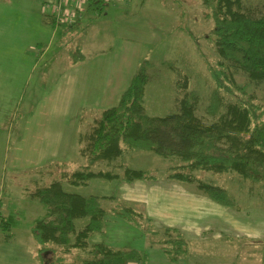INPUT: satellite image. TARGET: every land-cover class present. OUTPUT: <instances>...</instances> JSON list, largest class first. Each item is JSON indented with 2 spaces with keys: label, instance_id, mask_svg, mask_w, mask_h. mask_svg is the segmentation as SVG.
<instances>
[{
  "label": "rangeland",
  "instance_id": "obj_1",
  "mask_svg": "<svg viewBox=\"0 0 264 264\" xmlns=\"http://www.w3.org/2000/svg\"><path fill=\"white\" fill-rule=\"evenodd\" d=\"M8 1L0 9V115L9 112L7 131L13 133L6 148L0 147V151L8 152L7 157H3L6 161L0 163V213L3 216L14 214L19 222L33 221L37 218L38 205L30 194L38 187L50 184L52 177L57 179L62 172L69 174L86 165L78 153L75 161L58 162L56 159L39 166L32 165L30 161L18 162L16 158L25 157L27 149L17 146L18 135L28 134L39 125L49 123L51 117L47 116L48 111L63 108L68 95L72 96L69 99L71 102L67 100V103L73 102V112L77 115L81 113L77 116V123L74 119L60 121L57 130L62 127L64 132L65 127L70 125L74 128L73 125H76L78 135L88 131L103 111L118 104L117 94L120 98L123 89L128 88L145 61L153 65L148 72L149 82L143 99L148 116L166 117L177 113L185 95L195 92L198 96L196 117L205 125L214 123L207 113L215 87L210 70L216 68L220 58L209 35L214 23L206 15L208 11L203 0H122L117 4L108 3L103 14L94 17L91 13L83 19L80 30L66 35L62 28L55 31L49 19L40 13L36 1ZM245 3L257 8L264 6V0H245ZM85 43H89L88 49L84 48ZM79 47L84 48L86 57L83 63L75 65L72 53ZM235 79L249 95L264 101V85L251 83L242 73H237ZM224 96L227 102L231 100L228 95ZM13 113L15 117L11 116ZM3 129L0 126V138ZM65 133L68 135V132ZM56 143H59L58 140ZM64 148L66 154L68 149ZM128 154L147 156L142 169L152 179L184 171L201 181L226 189L240 209L264 208V182L252 184L233 173L183 170V164L177 159L165 160L153 153L128 151ZM125 157L119 158L111 167L101 163L94 170L122 175L124 168H131L137 162L131 158L125 161ZM102 181L92 184L97 186V182ZM65 188L72 191L66 184ZM106 188L98 193H108L110 189ZM191 188L195 190L194 186ZM89 190L91 188L73 191L82 194ZM102 206L110 207L108 203ZM111 214L109 210L110 218ZM113 218H116L115 215ZM137 219L135 224L131 223L133 226H128L127 221L121 223L125 228L122 234L128 236L127 245L143 250L149 241L162 245L177 237L176 233L169 236L165 230L152 234L156 232L155 227L147 220ZM85 222H77L78 228ZM108 232V243H117L119 239L116 237L120 233L112 231V227ZM99 236L96 234L91 242ZM0 241V246L7 244L2 239ZM55 249L52 255L46 256L48 260L54 261L63 254L66 262L78 263L88 257V251L77 249L72 254H64L61 249ZM16 259L20 258L14 255L6 262L15 264Z\"/></svg>",
  "mask_w": 264,
  "mask_h": 264
},
{
  "label": "trees",
  "instance_id": "obj_2",
  "mask_svg": "<svg viewBox=\"0 0 264 264\" xmlns=\"http://www.w3.org/2000/svg\"><path fill=\"white\" fill-rule=\"evenodd\" d=\"M203 1L208 11L206 15L214 23L209 35L220 58L216 68L210 70L215 87L207 113L214 123L205 125L196 117L198 96L195 92L185 95L177 113L166 117L148 116L143 99L149 82L148 72L153 65L143 62L118 104L103 111L88 131L79 133L77 153L86 165L69 174L62 172L57 179L52 177L50 184L30 194L43 208V214L31 223L17 221L14 214L3 217L0 213L2 241H13V229H29L38 246L39 264H76L67 263L63 254L54 261L48 260L46 256L52 255L55 248L64 254L77 249L88 251V257L77 264L142 262L144 256L136 250L114 251L104 244L91 245V237L105 235L107 211L101 203L105 198L65 190V184L79 189L88 187L93 180L119 183L151 180L143 170L124 168L122 175L94 170L101 163L111 167L125 151L153 153L165 160L177 159L183 164V170L233 173L252 184L264 182V101L249 95L235 79L237 73H242L251 83L264 85V6H248L245 0ZM108 3L107 0H89L87 9L101 14ZM60 27L65 35L75 32L80 30L79 20L61 22ZM72 58L77 64L84 60V55L78 48ZM224 94L231 100L227 102ZM168 179L194 186L198 193L221 206H236L226 189L201 181L191 173L177 171ZM120 211L119 218L129 223L137 218L150 222L132 208L124 207ZM83 220L85 224L78 228L77 222ZM172 232L178 233L165 230L169 236ZM162 247L171 263L189 253L188 242L179 234L163 242Z\"/></svg>",
  "mask_w": 264,
  "mask_h": 264
},
{
  "label": "crops",
  "instance_id": "obj_3",
  "mask_svg": "<svg viewBox=\"0 0 264 264\" xmlns=\"http://www.w3.org/2000/svg\"><path fill=\"white\" fill-rule=\"evenodd\" d=\"M34 1L38 3L40 13L44 18L49 19V23L55 31L61 28V22L67 21L68 23H74L79 20V25L81 26L83 19L89 17L91 13L94 17L103 14L89 11L87 9L89 0ZM59 2L62 4V11L60 13L54 11V6ZM6 3H9V1L0 0V9L2 6L6 5ZM53 19L56 20V24H54ZM51 21L53 24H51ZM88 45L89 43H85L84 48L88 49ZM84 48L79 47L82 53ZM85 57L84 55V58ZM123 90L125 91L126 89ZM121 95L122 94H120V96ZM71 98L72 96L69 95L66 97L63 108L48 111L47 116L49 118L51 117L49 123L39 125L37 129L30 130L28 134L18 135L17 146L27 148L25 150V157L16 158L18 162L24 163L30 161L32 165L35 163L39 166L45 162H53L56 159L58 162L65 160L75 161L78 138V129L76 125H73L75 129L70 125L67 128L65 127L64 132L62 127L57 130V123L60 121L63 122L68 119L72 121L74 119L77 123V116H79L81 112L78 115L73 112V102L72 104L67 103V100L69 101ZM117 99H120L118 94ZM70 102L71 101H69V103ZM11 116L15 117L16 114L13 113ZM8 122L9 112L5 115L1 114L0 126L4 128L3 136L0 138L1 149L2 147L6 148L10 136L12 137L13 132L7 131ZM25 131H27V128L24 132ZM65 132H68V135ZM56 140H58L59 143H56ZM64 142L65 144L62 146ZM39 147L46 149L38 150ZM64 147L68 149L66 154ZM30 148L32 151H29ZM56 148L60 149L59 153H57L58 151H56ZM3 151L5 150L0 151V163L6 161L3 157L5 156L6 158V153L8 152L5 151L4 155ZM69 155L71 156L69 159H64ZM123 157H125V161L130 160V158L137 160L130 169L145 171L142 169L145 166L142 163L147 159V156H144V154L143 156H135L125 151L121 159ZM80 159L82 158L80 157ZM95 181L97 180L91 181L86 188H71L72 191L91 188V190L82 194L84 196L94 195L105 198V200L101 202L102 205L108 203L110 206L108 207L109 209H107V206L104 207L107 211L105 235L99 236V238L91 242L94 235L90 239V244H104L114 251L136 250L141 255H145L142 262H129L128 264H264V208L240 209L238 206H221L206 196L201 195L196 189H192L191 186L169 180L167 176L164 178L160 177V179L154 178L147 181H135L133 183L102 181L103 183L97 182V186L102 185L99 187L95 186L96 183L92 184ZM106 187L110 189L108 193H98ZM36 202L38 205L36 208V211H38L36 217H39L42 215L43 208L38 200H36ZM124 207L132 208L142 213L145 218L150 220V223L155 227L156 231L152 234L166 229L177 231L180 234L179 236L188 242L189 253L184 258H180L177 262L171 263L165 255L160 243L153 244V242L149 241L147 242L148 245H145L143 250L134 245H127L129 244L127 242L128 236L124 237L122 234L125 228L123 224H121L125 221L118 216V211ZM109 210H111L112 213L111 218L109 217ZM1 215L3 216V214ZM114 215L116 218H113ZM129 225L132 224L128 222V226ZM111 227L112 231L118 234L120 233L119 237H116V239H119L118 242L116 243L115 241L114 244L108 243V229H111ZM178 233H176L177 235L173 232L171 234L178 236ZM11 235L13 236V241L0 246V264H10L6 262V259L10 260L14 255L20 258L16 259L15 264H39L37 261L38 246L32 232L27 228H16L11 231ZM2 236L3 233L0 231V240ZM72 253L73 252H71V254ZM3 260H5V262H3ZM67 263L75 262L67 261Z\"/></svg>",
  "mask_w": 264,
  "mask_h": 264
},
{
  "label": "built area",
  "instance_id": "obj_4",
  "mask_svg": "<svg viewBox=\"0 0 264 264\" xmlns=\"http://www.w3.org/2000/svg\"><path fill=\"white\" fill-rule=\"evenodd\" d=\"M111 3L117 4L121 2L122 0H107ZM54 11L60 13L62 11V4L59 2L54 6Z\"/></svg>",
  "mask_w": 264,
  "mask_h": 264
}]
</instances>
